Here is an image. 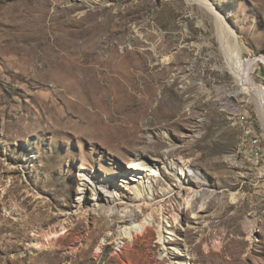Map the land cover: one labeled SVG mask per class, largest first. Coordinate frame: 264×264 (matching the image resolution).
I'll return each mask as SVG.
<instances>
[{"label":"rangeland","instance_id":"rangeland-1","mask_svg":"<svg viewBox=\"0 0 264 264\" xmlns=\"http://www.w3.org/2000/svg\"><path fill=\"white\" fill-rule=\"evenodd\" d=\"M246 75L264 0H0V264H264Z\"/></svg>","mask_w":264,"mask_h":264},{"label":"bare ground","instance_id":"bare-ground-1","mask_svg":"<svg viewBox=\"0 0 264 264\" xmlns=\"http://www.w3.org/2000/svg\"><path fill=\"white\" fill-rule=\"evenodd\" d=\"M245 78H246V82L249 83V85H251V87H252V88H250V90L252 92H255L257 94V97H259V99H260V103L258 105H259L261 114L264 117V99H263L264 98V95H263L264 94V91L262 89L256 87V86H254L253 84H250V82L248 81V76L247 75H246ZM253 142L256 143V144H258V142H259L258 138L255 137L253 139ZM135 164H136V166H135ZM156 164H157L156 162H152L151 164H140V163H136V161H134V163L132 165H130V166L133 169H137L139 171H145V170L150 171V174L151 175L152 174L153 175H157V174L160 175V174H162V172L156 166ZM186 171L187 170H185V172ZM181 172H183V170ZM117 177H121V179L122 178L123 179H126L127 178L126 177V174H122V173L121 174H118L116 176V178ZM116 178L114 180H110V181L109 180H105V182H106V184H109V186L110 185L111 186L112 185L114 186L115 185V182H116ZM132 180L134 181L135 179H132ZM202 182H205V181L202 180ZM137 186L138 185H135V187H137ZM125 211H126V215H124V217L123 216L122 217L124 218V221L127 222V223L121 226V230L119 232V235H120L121 238H124V239L127 238V239H129V241H132V240H134L136 238V236L138 234L143 233L144 231H146L148 225H150L152 223V218L149 215H147L146 217L144 216L145 218L143 220H138L135 217H133L134 214H133V211L132 210H127L126 209ZM122 221H123V219H122ZM166 227H167L166 224H164L163 229L166 228ZM47 236H48L47 241H50V239H52L55 236H57V233H54L53 235L50 234V235H47ZM163 238L165 239L166 236L163 235V237L161 239H163ZM34 245H36L37 248L42 249V248H45L46 247L47 243L46 242H36ZM101 248H102V246L99 247L100 250H101ZM48 254H50V255H48ZM47 256L49 257V259H55L56 258L55 255L51 253V251H48ZM179 264H180V261H179Z\"/></svg>","mask_w":264,"mask_h":264},{"label":"built area","instance_id":"built-area-1","mask_svg":"<svg viewBox=\"0 0 264 264\" xmlns=\"http://www.w3.org/2000/svg\"><path fill=\"white\" fill-rule=\"evenodd\" d=\"M248 139H249V141L251 142V137H256V133H255V131H247V134L245 135ZM254 146H257V147H259V142H258V144H253Z\"/></svg>","mask_w":264,"mask_h":264}]
</instances>
